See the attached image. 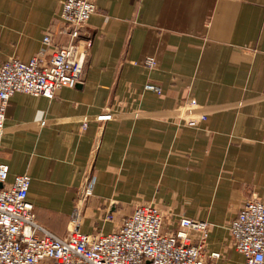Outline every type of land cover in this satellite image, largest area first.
Here are the masks:
<instances>
[{
  "label": "crops",
  "instance_id": "0c3cea01",
  "mask_svg": "<svg viewBox=\"0 0 264 264\" xmlns=\"http://www.w3.org/2000/svg\"><path fill=\"white\" fill-rule=\"evenodd\" d=\"M63 1L0 0V64L29 62L47 32L66 43ZM97 5L81 30L84 82L53 99L12 96L1 142L8 182L31 176L37 221L59 237L75 212L82 233L109 234L152 202L169 229L181 217L211 224L205 264H246L229 226L246 200L264 201V0Z\"/></svg>",
  "mask_w": 264,
  "mask_h": 264
},
{
  "label": "built area",
  "instance_id": "2783aa9c",
  "mask_svg": "<svg viewBox=\"0 0 264 264\" xmlns=\"http://www.w3.org/2000/svg\"><path fill=\"white\" fill-rule=\"evenodd\" d=\"M97 8V0H64L59 20L67 42L59 45L47 32L44 46L29 62L12 58L0 64V264H205L211 227L206 221L181 217L177 226L169 229L162 208L146 202L135 205L109 234L82 233V218L75 212V226L62 238L37 221L27 199L31 176L19 174L8 182L9 166L1 161V142L12 96L25 93L53 99L62 88L84 82L88 50L81 42V30ZM144 64L155 68L156 61L146 58ZM145 90L162 94L160 86L153 83H147ZM188 105L194 108L195 100L191 98ZM111 117L104 114L101 119ZM204 118L191 119L188 124ZM93 185L91 178L87 196ZM113 219L112 214L106 217ZM229 230L234 248L244 255L246 264H264L263 200H246ZM190 232L197 234L195 243L190 241Z\"/></svg>",
  "mask_w": 264,
  "mask_h": 264
},
{
  "label": "rangeland",
  "instance_id": "374dc122",
  "mask_svg": "<svg viewBox=\"0 0 264 264\" xmlns=\"http://www.w3.org/2000/svg\"><path fill=\"white\" fill-rule=\"evenodd\" d=\"M191 119H188L187 122H189ZM116 218H114V220L112 222H116Z\"/></svg>",
  "mask_w": 264,
  "mask_h": 264
},
{
  "label": "water",
  "instance_id": "95a60500",
  "mask_svg": "<svg viewBox=\"0 0 264 264\" xmlns=\"http://www.w3.org/2000/svg\"><path fill=\"white\" fill-rule=\"evenodd\" d=\"M2 185L0 184V187H1Z\"/></svg>",
  "mask_w": 264,
  "mask_h": 264
}]
</instances>
